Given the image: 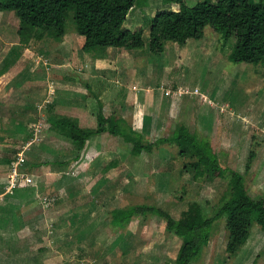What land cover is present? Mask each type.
Returning <instances> with one entry per match:
<instances>
[{
    "label": "rangeland",
    "instance_id": "1",
    "mask_svg": "<svg viewBox=\"0 0 264 264\" xmlns=\"http://www.w3.org/2000/svg\"><path fill=\"white\" fill-rule=\"evenodd\" d=\"M199 1L184 0L190 7ZM140 2L124 27L141 29L144 46L121 51L128 65L122 72L117 63L116 70L111 67L116 50L110 58L114 63L97 72L102 76L98 79L90 80L81 74L85 72L63 76L55 65L47 71L40 64L71 63L69 53H52L55 44L47 37L29 47L42 60H33L34 74H21L29 77L30 85L20 87L23 79L18 77L1 86L0 264H174L181 241L164 231L160 219L134 218L124 227L129 236L123 239L124 228L111 229L110 211L146 204L178 219L199 204L211 215L226 192V180L193 179V171L184 167L185 160L171 145L133 157L129 146L104 134L90 138L79 160L69 165L72 144L51 131L48 120L73 118L67 108L75 107L83 111L80 126L93 128L96 94L103 95L110 115H123L144 141L167 137L177 124L207 137L220 164L244 175L252 197L264 196V64L230 62L231 49L222 48L220 35L209 26L201 39H189L183 47L166 42L162 53H152L149 19L158 10H178V5ZM6 17L9 25L15 22L14 14ZM65 28L75 31L71 14ZM127 81L140 92L133 90L129 97L116 92ZM133 111L140 113L138 121ZM250 151L255 157L245 172ZM225 245L220 219L192 264H264V231L257 226L235 257H227Z\"/></svg>",
    "mask_w": 264,
    "mask_h": 264
},
{
    "label": "trees",
    "instance_id": "2",
    "mask_svg": "<svg viewBox=\"0 0 264 264\" xmlns=\"http://www.w3.org/2000/svg\"><path fill=\"white\" fill-rule=\"evenodd\" d=\"M141 0H0V12H13L19 21V35L27 40L31 31L40 29L59 41L66 33L67 15L71 14L75 32L83 38V52L120 48L126 51L144 46L143 31H131L124 23ZM163 5H178V10H158L149 19V50L162 53L165 43L183 47L189 39H201L205 27L220 35L223 49H231L227 59L233 63L254 66L264 64V0H202L187 6L184 0H159ZM3 65L0 71L8 66ZM97 100L95 127L83 128L76 118H50V130L68 139L74 156L69 165L77 162L87 141L102 134L118 138L129 146V153L138 157L156 147H176L185 168L193 171V179L227 181V190L211 215L199 204L191 205L178 219L165 210L146 204H134L110 211L112 228H124L134 218L155 216L163 223L164 231L181 241L174 264H192L199 258L212 236V227L224 220L225 253L235 257L247 243L251 229L264 231V196L249 194L243 174L222 166L207 137L191 132L177 124L167 137L144 141L143 135L122 117L106 115L102 102ZM255 157L250 151L245 172ZM67 164V163H65Z\"/></svg>",
    "mask_w": 264,
    "mask_h": 264
},
{
    "label": "crops",
    "instance_id": "3",
    "mask_svg": "<svg viewBox=\"0 0 264 264\" xmlns=\"http://www.w3.org/2000/svg\"><path fill=\"white\" fill-rule=\"evenodd\" d=\"M11 14H14V13L13 12H0V70L3 67V65H7V63H9L8 66H4V67H6L4 70L0 71V88H1V86L6 87L7 84L9 85L15 78H18V77L23 79V81H21V83H19L20 87H28L30 85L29 84L30 83L29 77L26 75L24 77L25 78L24 79V78H22L23 75L21 76V74L26 73V72H27V74H29V73L34 74L32 62H33V60L34 61L35 60L36 61L41 60V58H39V56L35 57L34 51H31L29 49V47H31V49H34V47H35L34 42L42 43V41H44V39H46L47 37H50V38H52V37L47 32H44L40 29H34L33 31H31L27 40L21 38V36L19 35V21H18V19L16 18L15 22L12 25H9V23L7 22L8 17H6V16H8V15L11 16ZM38 32H40V33H38ZM52 40H53V44H55V48L52 51V53H55V54H58L61 52L69 53L71 55L70 56L71 63H69V62L65 63L64 62V63H60L57 65L54 62H51L49 59H47V60H49V62H47L45 64H40V65L41 66L45 65L44 67L47 71L51 69V66L55 65L54 69L55 70L57 69L59 72H62L63 76L66 73L73 75L72 72H75L76 75H78L77 73L80 74L81 72H85L84 74L83 73H81V74L83 76H87L90 80L98 79L99 77H102V76H98L97 72H103V69L110 68V62H113L112 60H110V58H113V57H111L113 54L112 53L113 50H116L117 55H118V58H116V61H114L115 63L113 62L114 65H111V67H114L115 70L117 69L115 66L116 63L119 66V69L122 67L128 66L127 64H123V61H125V59L123 58L124 56H121V54H122L121 51L132 52V51H125L124 49H120V48H106V49H102L100 51H93V52H88V53L83 52L81 50L82 44L80 43V39L77 37L76 32L73 31L72 29H70L68 31L66 30V33L64 34V36L59 41H56L53 38H52ZM75 43H77V44L75 45ZM134 56H136V55L134 54ZM129 62H130L129 66H130V64L134 66V64L136 63L135 60L129 61ZM83 63L86 64V66H87L86 69L84 68ZM121 64H123V65H121ZM67 68H69V69H67ZM54 69H51V70L53 71ZM119 72H122V70L120 69ZM32 76L33 75H31L30 77H32ZM103 81H107V83L109 82V80L104 79V77H103ZM116 83H118V82H116ZM103 85L105 87L108 86V84H106V83ZM134 86H135L134 84L127 81L126 83H122V84L118 85L119 89L116 92H118V93L123 92L124 96L128 95V97L130 95L134 94L135 92H136L135 94H138L140 92L141 88H139V86H136V87H134ZM132 87H133V89H132ZM88 88H90V86ZM11 89H12V91L16 92V90L14 88H11ZM146 94L149 96V93H146ZM93 96L94 97L98 96L97 99L102 102L105 114L110 115L111 112L106 111L107 105H106L105 101L103 100V95L99 96L96 94ZM95 102H96L95 103L96 111L91 113V116L93 115L94 119H95V114L97 112V100H96V98H95ZM67 110L69 112H72L73 115L72 114L71 115L73 116V118L78 119V121L81 120V118H80L81 116L79 115V112H80V114H81V112H83V111H81V109H78L75 107H68ZM139 116H140V113L138 114L137 111H135V112L133 111L132 117L134 120L137 119V121H138ZM122 118L125 119V117L123 115H122ZM95 123H96V121H94V127H95ZM136 131H138V130H136ZM102 135H104V134H102ZM109 224L111 226L110 221H109ZM111 229H113V228H111ZM124 229H122V230H124ZM126 230L127 229H125V233L123 231V233L121 234L123 239H125L127 236H129V234L126 233ZM111 246H113V245H111Z\"/></svg>",
    "mask_w": 264,
    "mask_h": 264
},
{
    "label": "built area",
    "instance_id": "4",
    "mask_svg": "<svg viewBox=\"0 0 264 264\" xmlns=\"http://www.w3.org/2000/svg\"><path fill=\"white\" fill-rule=\"evenodd\" d=\"M10 177L12 179V183H13V186H14L16 184V182H17V178H16L17 177V173H16L15 169L13 170V173L10 175ZM25 180H26V182L28 184H31V180L29 178H26Z\"/></svg>",
    "mask_w": 264,
    "mask_h": 264
}]
</instances>
